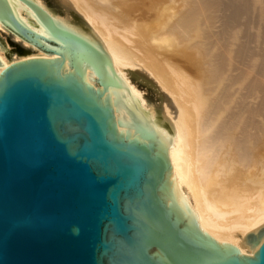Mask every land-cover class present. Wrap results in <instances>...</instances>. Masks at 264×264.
<instances>
[{
    "label": "water",
    "instance_id": "95a60500",
    "mask_svg": "<svg viewBox=\"0 0 264 264\" xmlns=\"http://www.w3.org/2000/svg\"><path fill=\"white\" fill-rule=\"evenodd\" d=\"M0 22L59 52L0 72V264H264V239L241 254L177 198L173 138L97 38L57 28L28 0H0ZM86 66L92 80L78 76Z\"/></svg>",
    "mask_w": 264,
    "mask_h": 264
},
{
    "label": "bare ground",
    "instance_id": "6f19581e",
    "mask_svg": "<svg viewBox=\"0 0 264 264\" xmlns=\"http://www.w3.org/2000/svg\"><path fill=\"white\" fill-rule=\"evenodd\" d=\"M28 1L57 28L100 41L154 125L173 138L167 155L177 198L213 239L253 255L264 239L254 247L246 240L264 227V0H60L83 22ZM8 27L0 22L27 47L9 57L0 39V72L16 60L59 56ZM132 75L165 91L175 112L165 103L158 115ZM78 76L96 72L86 66Z\"/></svg>",
    "mask_w": 264,
    "mask_h": 264
},
{
    "label": "rangeland",
    "instance_id": "374dc122",
    "mask_svg": "<svg viewBox=\"0 0 264 264\" xmlns=\"http://www.w3.org/2000/svg\"><path fill=\"white\" fill-rule=\"evenodd\" d=\"M49 7L53 8V11L57 12L60 15L68 14L71 19H78L80 22H83V18L81 16V13H79L77 10L70 8L68 5L63 3L60 0H44ZM50 2V3H49ZM0 39L3 41L6 40L9 46V52L8 55L9 57L16 54V46H25L22 43H18L13 41L11 34L9 32L5 31H0ZM6 35V36H5ZM6 37V38H4ZM4 42V43H6ZM19 44V45H18ZM27 47V46H25ZM13 53V54H12ZM131 80L136 84L138 89L142 92L143 97L145 98L146 102L149 103L150 105L152 104L156 110V113L158 115L162 114L163 111V105L165 103L169 104L170 109L175 112V108L173 104L171 103L169 95L165 91L157 90V87L154 86L148 79L145 77L137 76V75H132L130 76ZM139 82V83H138ZM149 83V84H148ZM145 85V86H144ZM155 88V89H154Z\"/></svg>",
    "mask_w": 264,
    "mask_h": 264
}]
</instances>
